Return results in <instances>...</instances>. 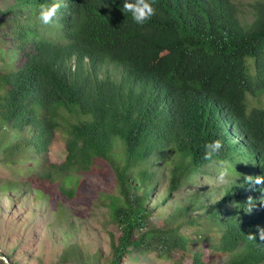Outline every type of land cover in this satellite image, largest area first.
Instances as JSON below:
<instances>
[{"label":"trees","instance_id":"obj_1","mask_svg":"<svg viewBox=\"0 0 264 264\" xmlns=\"http://www.w3.org/2000/svg\"><path fill=\"white\" fill-rule=\"evenodd\" d=\"M238 1L149 0L156 15L144 26L132 22L123 0H12L0 11V26L8 27L1 38V163L32 154L36 165L54 136L63 137L65 160L47 163L27 183L37 198L46 196L57 224L65 213L52 186L72 199L81 176L108 165L118 191L106 197L108 215L121 231L111 239L109 264L133 250L189 252L194 239L181 232L185 226L201 227V242L211 228L219 234L208 246L213 259L264 264V183L248 180L264 176V110L247 113V95L264 92V0L245 8ZM53 3L60 5L53 22L41 25L40 5ZM214 140L224 146L205 160ZM160 162L169 182L162 205L196 176L210 175L209 167L222 168L227 181L192 191L171 213L185 220L162 229L147 204ZM15 189L0 186L2 193ZM74 250L65 257L88 264Z\"/></svg>","mask_w":264,"mask_h":264},{"label":"rangeland","instance_id":"obj_2","mask_svg":"<svg viewBox=\"0 0 264 264\" xmlns=\"http://www.w3.org/2000/svg\"><path fill=\"white\" fill-rule=\"evenodd\" d=\"M241 7L247 6L249 0H239ZM12 0H0V11H6ZM249 16V15H248ZM6 19V14H0V21ZM251 17H248L250 20ZM8 27L0 26V69L3 62V39ZM250 72L253 74V61ZM19 64V63H18ZM16 64V65H18ZM247 113L251 109L264 110V92L256 97L247 95ZM10 138L15 140L11 134ZM30 156L8 166L2 164L3 153L0 152V186L13 184L16 189L5 193L0 192V257H6L8 264H77V260L65 257L66 252L81 251L87 255L88 264H109L111 239L121 235L120 228L111 222L108 215L107 196L118 195L115 176L108 165L97 164L91 174L80 177V185L74 198L62 195L58 188H51V197L58 208L64 211L63 221L56 223V213L43 194L37 198L32 188L27 185L34 174L44 170L47 163L60 164L66 158L64 139L58 133L50 142L49 147L37 158L36 165ZM161 175L156 188L150 193L147 204L152 209L151 221L159 228H176L185 220L171 216L176 205L186 203L192 191H203L206 187L219 186L227 181V174L219 166L209 167L204 176H196L194 182L184 186L175 193L171 200L161 204L166 196L169 185L166 165L158 164ZM33 167V171L29 169ZM224 173L221 178V173ZM200 212L194 214L198 215ZM201 227H187L181 232L194 239L188 251L174 250L169 255H160L156 251H131L121 264H196L194 259L199 255V264H224L225 257L215 259L209 256L208 246L211 239H217L219 234L211 228L206 235L209 241L199 238ZM3 264V261H0Z\"/></svg>","mask_w":264,"mask_h":264},{"label":"clouds","instance_id":"obj_3","mask_svg":"<svg viewBox=\"0 0 264 264\" xmlns=\"http://www.w3.org/2000/svg\"><path fill=\"white\" fill-rule=\"evenodd\" d=\"M123 10L126 13H130L131 20L138 26H144L154 15H156V8L153 6L149 0H123ZM60 5L53 3L51 5H40L37 20L41 25L47 26L53 22L54 17L57 14ZM223 142L221 140H214L205 145V160H211L213 155L218 153L223 148ZM221 178H223L224 173L222 172ZM249 183L260 185L264 183V176L249 177ZM258 236L260 241H264V230L258 229ZM249 240H256L253 235L248 236ZM0 261L3 264H8L6 257H0Z\"/></svg>","mask_w":264,"mask_h":264}]
</instances>
